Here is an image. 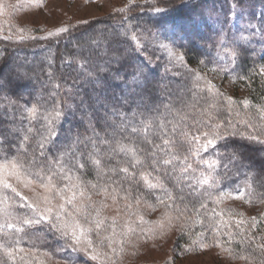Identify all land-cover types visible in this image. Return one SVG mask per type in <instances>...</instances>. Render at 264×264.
Segmentation results:
<instances>
[{"label":"trees","instance_id":"16d2710c","mask_svg":"<svg viewBox=\"0 0 264 264\" xmlns=\"http://www.w3.org/2000/svg\"><path fill=\"white\" fill-rule=\"evenodd\" d=\"M185 2L188 6H183ZM263 4L264 0H139L103 19L75 25L56 39H39L35 31L24 29L20 33L16 26H2L3 18L0 20V140L3 141L0 159L26 161L32 156L37 133L44 123L24 118L26 109L33 104L42 114L63 110L56 141L58 148L63 147L69 136L91 137L93 129L101 138L108 133L112 147L118 148L116 139L110 135L109 124L118 125L122 120L136 127H141V120L162 124L166 138L173 141L169 146L171 152L179 160H173L163 170L153 171L146 154L139 157L145 161L141 167L134 165L130 156L114 153L111 159L101 156L107 165L105 172L117 163L130 171L135 168L137 173L150 172L149 179L153 182L158 179L174 194L178 188L187 193L189 183L196 185L202 174H211L217 183L212 187L199 186L196 194L186 196L183 202L167 201L171 206L166 207L140 187L138 191L143 193V198L139 203L169 214L167 218L174 225L172 250L176 261L202 247H212L221 251L230 263L264 264V143L246 138L255 135L264 141V72L261 71L264 55L260 56V51L244 40L222 43L227 26L232 31L231 16L239 24L240 11L254 12ZM157 8L162 11H156ZM233 8L238 11L234 12ZM147 33L163 35V39L169 38L182 46L187 66L191 68L185 71L187 76L161 70L148 61L135 40ZM208 39L217 40L218 45L223 44L232 51L235 58L231 68L227 70L218 61V54L223 50L209 44ZM140 69H144L146 78L134 80V73ZM194 70L200 75L210 70L224 78L227 76L233 85L232 94L213 86L206 88L193 78ZM93 81L98 83L93 86ZM74 84L80 88L79 95L77 88L72 87ZM80 97L86 102L83 109L78 107ZM245 100L250 102L247 106L243 104ZM217 125L236 135L217 141L215 148L209 147L199 156L186 151L192 136L203 132L211 135ZM28 128L34 132L28 133ZM25 135L29 137L27 142L23 140ZM145 135L154 144L161 143L151 132L132 134L130 128L121 134L120 142L155 152L159 159L165 158L164 151L144 142ZM205 140L201 135L199 143ZM107 148V144L100 145L101 154ZM233 149L240 154V163L228 171L220 167L212 172L208 168L209 163L221 159L217 152L226 155ZM185 156L195 171L181 176ZM79 175L84 190L96 196L104 195L93 190L91 184L99 186L120 179V174L111 172L98 176L94 168ZM61 182L54 178L57 185ZM121 182L127 186V181ZM226 189L242 194L255 208L253 214L217 201V196ZM155 191L156 196H163L160 190ZM114 195L109 194L105 203H113L123 214L137 204L131 199H114ZM201 203L206 207L201 208ZM25 229L8 230L7 225L0 224V244H3L0 264H53L54 258L66 259L69 253L58 248L62 241L57 242L40 227ZM119 256L114 258L115 264H137L135 258Z\"/></svg>","mask_w":264,"mask_h":264},{"label":"rangeland","instance_id":"374dc122","mask_svg":"<svg viewBox=\"0 0 264 264\" xmlns=\"http://www.w3.org/2000/svg\"><path fill=\"white\" fill-rule=\"evenodd\" d=\"M139 0H0V20L3 22L2 26L13 25L16 26L18 32H22L20 29H25L26 32H37L39 39H56L66 32H62L59 35L49 36V33H55L60 28H72L80 23L88 21L103 19L104 16L118 12L121 9L131 3ZM238 8V6H236ZM233 8V11H238ZM239 24L236 23L234 16H231L232 20L229 25H232V31L227 26L226 38L222 43L236 42V40L245 41L253 45L256 51H260V56L264 55V4L254 12L251 10L240 11ZM236 17V18H238ZM229 27V33L228 32ZM236 27L237 30H236ZM240 30V32H239ZM221 32H225L221 30ZM239 32V35H238ZM217 35V33L215 32ZM22 35V34H21ZM26 38V35H22ZM21 36V37H22ZM163 35L150 34L136 37V43L138 48L145 53L148 61L161 70L168 71L170 73L179 72L184 76H187V69L191 71V68L187 66V61L184 57V51L179 43L172 42L171 39H163ZM15 39V38H14ZM209 40V44H214L221 48L222 54H218V61L228 70L231 68L233 62V53L225 45L216 43L217 40ZM167 45V47H161V45ZM220 52V50H219ZM221 54V55H220ZM183 57V59H179ZM264 60V59H263ZM193 69V67H192ZM264 69V63L263 67ZM193 76L195 80L200 77L198 81H201L205 87H217L221 88L232 94L233 85L227 76H222L219 72H212L210 70L204 71L202 75L198 74L194 70ZM197 162V161H196ZM8 161L0 159V165H4ZM198 163V162H197ZM6 173L0 172V176H4ZM206 175V174H205ZM25 177H21V180H17L15 177H9V182L13 183L17 189L23 193V195L30 199H35V194L39 193L41 197L49 195L44 189L39 186V183H33L29 187L24 186ZM34 179V178H33ZM76 181H63L70 187ZM59 186V185H58ZM70 196V192L64 193ZM89 192L84 190V197L81 198L77 195L75 201V207L84 211V206L89 204L88 200ZM239 196V198H236ZM7 199L5 200V198ZM0 209L9 206V211L12 215L6 216L3 212H0V224L6 226L8 223L15 224V228L23 227L25 229L28 226H22L20 224V218L25 213H31V209H20L18 204L20 203L19 197H16L10 190L0 187ZM106 198L102 195L91 194V207L87 209L90 218L94 217V209H100V218L105 221V227L100 230V234L92 232L89 238L92 241V249L89 251L97 256V259L92 260L90 256L85 253H76L77 259L74 264H115L114 258H135L137 264H153L169 262L171 264H234L225 259L224 254L212 247H202L201 249L178 258L173 253V238H174V225L170 224L167 214L163 209L146 205L136 204L134 208H131L128 212L123 214L119 207L113 203L106 204ZM217 201L222 202V205H234L241 207L247 214H253L255 208L250 206L245 197L240 193H232L231 190L226 189L224 192L217 196ZM63 201L56 197L53 201V206L62 204ZM68 213L69 220L80 219L81 224H84V220L80 216L75 215V209L71 205H65ZM43 207V205H41ZM114 223L113 228L109 227L110 222ZM87 226V225H85ZM128 227L134 229L131 233L127 231ZM8 228V227H7ZM33 228V227H28ZM11 228H8V230ZM27 230V229H25ZM36 232L35 230H33ZM83 239V238H82ZM122 241V243H121ZM61 248V244L58 248ZM94 249V251H93ZM135 251V252H134ZM69 255V254H68ZM66 257V256H65ZM120 259V258H119ZM80 261V262H78ZM53 264H68V256L66 259L54 258Z\"/></svg>","mask_w":264,"mask_h":264},{"label":"snow or ice","instance_id":"6c2138e0","mask_svg":"<svg viewBox=\"0 0 264 264\" xmlns=\"http://www.w3.org/2000/svg\"><path fill=\"white\" fill-rule=\"evenodd\" d=\"M183 6H188L187 2ZM123 11V9H121ZM156 11H162L157 8ZM234 14V13H233ZM23 31V29H20ZM67 28H60L55 33H49V36L59 35L62 32H67ZM161 47H167V45H161ZM235 58V57H234ZM183 59V57H179ZM264 72V69L261 70ZM145 73L144 69H140L138 72L134 73V80L144 79ZM199 80L200 77H197ZM98 83V81H93V86ZM2 87V85H0ZM58 88L59 85H56ZM72 87L77 88V94L79 95L80 88L78 85H73ZM71 90L69 89V92ZM231 102V98H229ZM85 101L80 97L79 108L83 109ZM250 102L245 100L243 104L247 106ZM103 107V105H102ZM107 112L108 110L105 109ZM264 111V110H262ZM27 116L24 117L31 121L43 120L44 123L41 124V130L37 133L38 139L36 140L35 147L33 149V154L26 161L12 159L4 165H0V172L6 173L4 176H0V187L6 190H10L14 193L16 197H19L20 203L18 207L20 209H31V213H25L20 218V224L22 226L28 227H40L41 230H45L48 234L57 242H61L62 250L69 253L68 264H74L77 256L76 253H85L90 256L92 260L97 259L96 255H93L89 250L92 249V241L89 235L92 232H96L97 235L100 234V230L105 227V221L100 218V209H94V217L90 218L87 211L91 207V193L88 196L89 204L84 206V211L75 207V201L77 195L81 198L84 197V183L80 180V173L85 172L89 168H94L98 174L107 175V172L113 174H120V179L112 180L111 183L106 182L104 185L91 184L90 187L97 193H102L105 198L109 194H115L114 199L119 198L123 200L131 199L135 203H139L143 198V193L138 191L140 187H143L148 195L154 196L160 204H164L166 207L171 205L167 204V201H172L175 204L176 201L183 202L185 197H191L196 194L197 188L201 185H208L209 187L214 186L217 182L215 178L211 175H201L198 179L196 185L189 183L187 187L190 189L185 193L183 188H178L174 194L172 190L163 186V184L157 179L156 182L149 179L151 175L150 172H140L137 173L135 168L130 171L128 167H121L119 163L114 166L108 167L107 172H105V167L107 166L103 161L101 156H105L108 159L113 157L114 153H124L126 156H130L134 165L144 166L145 161L141 160L139 157L141 154H146L149 156V166L153 171L163 170L166 166L173 164V160H179V156H175L171 152L169 147L173 144V141L166 138L167 132L164 131V126L162 124L154 125L150 120H141V127H136L130 122L122 120L120 124H109L108 127L112 128L111 137L116 139L119 144L118 148L112 147V141L108 139V133L105 134V138H101L99 134L93 129V134L91 137H84L83 139L79 134L75 136H69L68 140L63 144L62 148L57 147V138L60 135L59 125L62 122L64 112L62 109H54L53 111L40 113L37 105L33 104L30 108L26 109ZM87 115V113H85ZM115 115V112H113ZM122 115V114H121ZM83 119V117H82ZM250 127V125H249ZM130 128L132 134H140L151 132L154 136L161 140L160 144H154L153 141L147 139V135L143 136L145 143L150 145L151 148L160 149L165 152V158L159 159L155 152H145L144 149L132 145H125L120 142V137L122 133H127ZM28 133L34 132L33 128L27 129ZM187 135V134H185ZM206 138L204 143H199L200 136ZM229 135H236L235 132H229L227 129L220 125H217L211 135L207 132H203L200 135H195L191 137V140L187 141L190 145L186 151L199 156L201 151H207L209 147L215 148L216 142L219 140H226ZM244 135V134H240ZM247 139L254 140L260 143L258 136L247 135ZM29 139L28 135L23 137L24 142ZM107 144V150L101 154L100 145ZM83 145V148H80ZM3 146V141L0 140V147ZM56 148V151L52 149ZM27 154V149L25 150ZM169 155L172 156L171 159L167 158ZM216 155L221 159H218L215 163H209L207 166L212 172H216L220 167H223L225 171H228L231 166L240 163V154L234 149L228 152L226 155L217 152ZM55 157L52 159L51 157ZM185 163L181 167L180 175H190L195 170L192 169L191 164L187 163V156L184 158ZM222 160V162H221ZM139 175V179L137 176ZM25 177L24 186L29 187L33 183L38 182L39 186L44 189L49 195L43 197L39 193L35 194V199H30L29 197L23 195L17 187L9 182V177H15L18 181L21 177ZM34 178V179H33ZM54 178H59L63 181H73L76 182L69 187L67 183H63V186H58L54 183ZM155 179V178H154ZM127 181V186L121 181ZM160 190L163 196H156L155 190ZM70 192L71 195H65L64 193ZM122 193V195H121ZM56 197H59L63 203L58 206H53V201ZM236 198H239L237 196ZM7 197L5 198V200ZM4 201H0L3 203ZM43 205V207H41ZM65 205H71L75 209V215L80 216L84 220V224H81L80 219L69 220L68 210ZM201 208H205L206 205L201 203ZM4 215H12L9 211V206L0 209ZM255 221V218H253ZM114 221L109 223V227L113 228L114 231ZM87 225V226H85ZM8 228H15V224L8 223ZM22 232L23 227L16 229ZM127 231L131 233L134 231L131 227H128ZM83 238V239H82ZM122 243V241H121ZM3 247V244H0ZM94 251V249H93ZM8 255L11 256L12 252L9 251Z\"/></svg>","mask_w":264,"mask_h":264}]
</instances>
